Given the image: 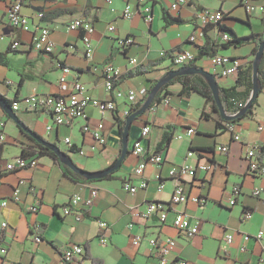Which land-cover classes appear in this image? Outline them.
<instances>
[{"label":"crops","instance_id":"obj_1","mask_svg":"<svg viewBox=\"0 0 264 264\" xmlns=\"http://www.w3.org/2000/svg\"><path fill=\"white\" fill-rule=\"evenodd\" d=\"M7 2L0 0V20L4 19ZM171 2L149 0L152 20L146 23L138 13L142 6L138 0H130L131 19L122 16L124 0H112L110 4L107 0H32L23 6L22 13L32 25L37 24L38 12L44 14V19L38 23L50 30L53 52H34L32 31L5 29V38L0 40V55H5L6 60V65H0V95L15 99V103L35 94L67 95L71 92L72 82H80L92 98L109 101L113 97L104 87L101 66L110 62L122 72L120 86L137 92L139 102L158 80L173 70L171 59L175 52L186 50L197 57L199 48L207 45V51H213L214 55L238 58L245 63L236 77L216 78L219 90L234 88L241 103L247 94L250 97L255 42L221 48L220 36L224 31H220L219 26L207 27L203 38H197L195 42L188 38L195 33L196 13L203 8L223 12L220 26L230 31L231 38V32L236 37L260 34L264 15L258 11L247 12L239 0H189L179 12L169 9ZM258 4L264 5V0H258ZM166 17L179 19L180 23H166ZM80 18L92 21L94 25L90 61L84 56L80 33L67 29L70 21ZM110 25L115 27L114 35L107 31ZM125 36H132L135 43L120 51L116 38ZM13 42L18 47L10 50L9 45ZM130 58L137 60L136 66L130 65ZM158 60L160 62L149 72L129 75L130 71ZM194 64L210 71L207 55ZM62 66L70 69L66 84L59 83ZM180 90L179 83L169 85L160 94L169 93L163 96L160 105L133 122L128 136L129 152L113 173V178L87 182L69 179L61 165L48 155H29L26 149L34 146V142L0 108L6 136L5 142L0 144V201L7 200V206L1 210L0 222L5 221L8 225L2 240L7 251L5 255L0 254V264H63L61 252L69 244L83 246L84 255L79 264H91L90 256L103 264H159V256L149 245L150 239L174 241L175 245L166 257L168 264L177 261L187 264H264L262 247L253 238L258 231H264V176H253L247 172L244 147V144L262 145L260 159L264 165V113H258L264 86L257 98L254 115L236 124L234 134H240L241 142L233 140L234 134L223 127L225 124L217 112L210 113L202 96L197 93L179 95ZM220 96H223L221 91ZM117 105L113 113H102L88 106L86 121L55 126L50 131H46V127L52 121L46 114L20 111H15V114L34 134L56 144L70 159L75 157L71 160L77 166L88 172H97L110 167L120 155L121 133L117 119H124L123 112L130 106L125 100L117 101ZM203 111L210 113V117L202 118ZM85 124L102 127L107 138L106 146L87 156L67 152L61 144L64 137H69L77 148L87 149L92 142L81 129ZM146 124L150 132L143 141L145 157L159 155L164 161L161 165L147 164L142 175H136L134 171L141 158L132 154V145ZM188 128L194 130L191 136L185 134ZM165 133H171L172 137L166 146L161 147ZM220 146H227L228 152L222 153ZM21 155L36 159L37 166L6 171L5 165ZM183 164L211 166L207 172H198L195 177L187 176L182 180L184 192L189 197L202 198L203 202L188 201L171 206L164 223L156 215L144 217L149 203L170 202L175 180L169 177L168 172L173 166ZM125 180L137 187L135 193L123 189ZM141 182H145L147 187L139 188ZM160 184L164 185L161 190ZM233 188L239 192L233 196L235 203L231 206ZM91 189H95L97 195L87 206L85 199ZM257 189L260 194L254 196ZM15 192L17 200L12 198ZM74 195L81 200L68 215H64L61 209ZM33 207L37 209L36 213L31 212ZM178 211L186 213L191 223L198 225L197 234L188 239L177 234L172 219ZM245 211L251 213L246 220L242 218ZM77 214L82 215L80 220L76 219ZM98 221L107 223L104 231ZM102 234L107 238L106 244L99 242ZM227 234L233 238L231 243L225 242ZM245 235L251 238L245 241ZM135 237H140L137 244L132 241ZM241 247H245V251H241Z\"/></svg>","mask_w":264,"mask_h":264},{"label":"built area","instance_id":"obj_2","mask_svg":"<svg viewBox=\"0 0 264 264\" xmlns=\"http://www.w3.org/2000/svg\"><path fill=\"white\" fill-rule=\"evenodd\" d=\"M32 0H8L6 13L4 19L0 20V40L5 38V29H15L22 31H32V48L36 53L51 54L53 52L54 46L50 39V30L41 26L38 22L44 19V14L38 12L36 15L37 24L32 25L31 21L22 13L24 5H27ZM125 5L123 9V18L131 19L133 16L132 5L130 0H124ZM156 1V0H155ZM258 0H239L240 5L249 13L258 11L264 15V5L258 4ZM110 4L112 0H107ZM142 5L138 9V13L141 14L143 20L146 23H150L152 20V11L149 5V0H138ZM189 0H172L169 5V9L173 12H179L180 8L185 6ZM195 21L197 23V29L193 35H190L188 40L190 42H195L197 38H203L204 30L209 26H219L224 19V14L220 10H211L203 8L196 13ZM69 31H78L81 35V44L83 47V52L86 60L90 61L93 56V44L92 36L94 33V25L92 21L87 19H74L70 21L67 25ZM110 34H115V27L110 25L107 28ZM229 37L226 33H222L220 40L222 42L228 41ZM117 47L120 51H125L135 43V39L132 36L117 37ZM18 47L16 42L9 45L10 50H15ZM195 59V56L190 51H177L172 55V67L173 70L180 69L182 67H190ZM210 62V73L215 76V78H226V77H236L239 71L243 68L244 62L238 58H230L223 55H214L209 57ZM129 63L132 66L137 65V60L135 58H130ZM102 75L104 79V87L106 91L112 95L113 99L109 101H99L92 98L89 94L85 92L83 85L80 82H72L71 92L67 95L57 94V95H43L35 94L24 98L23 100L14 103L12 105L13 111H20L26 113H36V114H46L51 118L52 124L46 127V131H50L52 127L55 126H70L74 122L82 120L86 121L88 116L86 113V108L88 106L95 107L100 112H111L113 113L118 105L117 101L125 100L130 106L129 110L138 102V93L132 89H123L120 84V78L122 75L121 70L110 62L103 63L101 66ZM70 69L66 66L61 67V77L59 79L60 84L67 83V75ZM168 102V100L166 101ZM245 104H238L240 109L236 110L232 114H237L241 109H243ZM129 110L123 112V117H126ZM227 129L234 134L237 125H226ZM5 121L0 119V144L4 143L6 136L4 134ZM84 133H87L92 142L84 149L82 147H75L73 142L69 137H64L61 141L63 147H65L67 152L76 153L80 156H87L88 153H95L106 146L107 138L101 126H89L85 124L82 128ZM259 130H263V127H259ZM150 132V127L144 125L140 132V137L132 145V154L135 157L141 158L134 173L136 175H142L147 164L161 165L163 163V158L159 155H151L145 157V151L143 148V141L148 138ZM194 133L192 128L186 130V135L191 136ZM182 138V136H178ZM233 140L241 142L240 134L236 133L233 135ZM245 147V160L247 161L248 168L247 172L253 176H264V165L261 162L262 148L260 144H244ZM219 150L222 153H227L229 148L227 146H220ZM37 166V160L31 159L26 155H21L16 157L14 160L9 161L5 165L6 171H17L24 168H34ZM211 170L210 165H200L197 164L194 167L188 165L173 166L168 175L170 178L175 180V186L168 204L161 202H151L147 205V208L143 214L144 217L150 215H156L161 223L166 222L168 216V210L173 205L185 204L188 201L200 204L203 202L202 198L189 197L184 192L182 186V180L187 176L195 177L198 172H207ZM147 184L141 182L139 188H146ZM164 187L163 184L159 185V190ZM123 189L131 194L135 193L137 187L131 185L127 180L123 181ZM237 188H233L231 193V199L229 204L232 206L235 203L233 196L238 193ZM260 190L257 189L253 192L254 196H258ZM97 195L95 189H91L90 195L85 199V204L87 206L91 205L93 199ZM13 200H17V192L13 195ZM80 197L74 195L70 197L67 205L62 207V212L64 215H68L72 207H76L80 202ZM7 206V200L0 201V214L1 210ZM32 213H36V208H31ZM136 216V215H135ZM251 213L245 211L242 213L243 219H249ZM82 215H78L76 219L80 220ZM101 230L107 228V223L104 221H98ZM172 225L176 229L177 234L180 237L190 238L198 233V225H193L191 223L190 217L182 212L178 211L175 213L172 219ZM7 223L5 221L0 222V254L5 255L7 249L2 245V240L4 238L3 231L7 229ZM251 237L245 235L244 240L248 241ZM258 241L262 247V252H264V231L260 230L253 237ZM225 242L231 243L232 236L226 235ZM133 244H137L140 241V237H135ZM99 242L101 244L107 243V238L104 234L99 236ZM149 245L152 250L156 252L159 256V264H168L166 257L170 254L175 243L173 240H166L163 242H158L155 239H150ZM241 251H245V247L240 248ZM84 255V248L79 244H69L61 252V262L63 264H79L81 258ZM174 264H187L184 261H177Z\"/></svg>","mask_w":264,"mask_h":264},{"label":"trees","instance_id":"obj_3","mask_svg":"<svg viewBox=\"0 0 264 264\" xmlns=\"http://www.w3.org/2000/svg\"><path fill=\"white\" fill-rule=\"evenodd\" d=\"M166 14V13H165ZM262 25H263V31L260 34H250L248 36L245 37H236L232 32V38L230 36V31L227 30L226 28H223L222 26L219 25V29L220 31H224L222 33H226L229 37L228 41L226 42H222V45L220 46L221 48L227 49L231 46H239L242 45L245 42H249V41H253L256 44V48L254 50V53H256L257 49H258V45L264 41V17L262 18ZM169 22H175V23H180L179 19H169L166 17V23ZM207 45L204 47L199 48L198 51V56L195 57L193 63L191 64V67H196V65L194 64L196 60H198L199 58H201L203 55H207L209 57L214 56V52H208L207 51ZM160 62V60L150 63L149 65H147L146 67H138L133 71L129 72L130 76L133 75H137V74H142V73H147L149 72L154 66H156L158 63ZM0 65H6V60H5V55H0ZM241 70L239 71L238 74H240ZM258 81H259V91H258V96L259 94L262 92L263 86H264V54L258 64ZM174 83H179L181 85V90L179 91V95H189L190 93H197L200 96H202L205 99V107H208L210 110V113L212 112H217V108L215 106L214 103V99L212 97V93L207 85L206 80L199 76V75H182V76H177L175 78H173L171 81H169L167 84H165L157 93V95L155 96V98L153 99V102L150 106L149 109L160 105V103L163 100V96H167L169 93L165 91V94L163 96H161L160 94L162 93V91H164V89H166L169 85L174 84ZM154 86V85H153ZM152 89V88H151ZM149 89L147 91V93L145 94V97L140 100L139 102H137L135 105H133V107L129 110L127 116L124 119H117V123H118V128L120 133H122L123 128L125 126V120L126 118L133 114L134 112L138 111L142 105V103L146 100L150 90ZM222 93V97H221V101L224 105V107H226L227 111L234 113L236 110L240 109L238 107V104H245V101L249 98V94L246 95V99L241 103L239 100V96L237 95V93L235 92V89H230V90H224L221 89L220 90ZM17 96V95H16ZM258 96L253 100V102L250 104V106L244 111V113L237 119L232 120V121H223L224 122V128L227 129V127H225L226 125H236L237 122L243 118H248L254 115V111L255 108L257 106V98ZM3 102L12 108V105L15 103V99L9 100L7 98H5L4 96H1ZM210 113L207 112H202L201 113V117L202 118H209L210 117ZM147 125V124H146ZM170 128V127H167ZM172 135L171 133H165L164 137H163V142L161 144L166 146L167 143L170 141ZM30 140H32L34 142V146L32 147H28L26 150L28 151L29 155H33L34 153L38 154V156L40 155H48L51 158H53L54 161L59 162L58 157L54 154L53 151L49 150L46 147H43L42 145L36 143L31 137H29ZM54 144V143H53ZM56 145V144H54ZM57 146V145H56ZM58 147V146H57ZM25 150V151H26ZM210 149H206V151H208ZM262 153H263V148L261 149ZM24 151V153H25ZM36 151V152H35ZM120 153V152H119ZM128 154V153H127ZM119 158L118 157L115 159L116 160ZM114 162V163H115ZM113 163V164H114ZM112 164V165H113ZM64 174L71 180L73 181H84L87 182L88 180L85 179L84 177L80 176L79 174L73 172L70 168L66 167L65 165L60 164ZM113 178V173L108 175L106 178L104 179H110ZM92 181V180H90ZM89 254L87 253V256ZM90 260H91V264H103L101 260L97 259V258H93L90 256Z\"/></svg>","mask_w":264,"mask_h":264},{"label":"water","instance_id":"obj_4","mask_svg":"<svg viewBox=\"0 0 264 264\" xmlns=\"http://www.w3.org/2000/svg\"><path fill=\"white\" fill-rule=\"evenodd\" d=\"M264 54V41L261 42L258 45V49L255 53L254 60H253V73H252V92L248 99V101L245 103V106L243 109L239 111L237 114H228L220 96V90L218 86V82L213 74H211L209 71H206L202 68L198 67H182L177 70L169 71L165 77L161 78L156 82V84L152 87L150 90L146 100L142 103L140 109L133 114L129 115L125 120V126L123 128V131L120 135L121 137V151L119 158L116 160V162L111 165L110 167L97 171V172H88L77 166L70 157L64 153L62 150L59 149L56 145L49 143L36 134H34L31 130H29L18 118V116L15 114V112L12 110L11 107L7 106L2 98L0 97V108L3 110V112L15 123L17 124L21 131L23 133H26L29 135L36 143L42 145L43 147L48 148L49 150L53 151L54 154L58 157L60 164L65 165L66 167L70 168L73 172L79 174L80 176L84 177L87 180H101L106 178L108 175L114 173L119 169L121 166L123 160L125 159L128 150L129 145V129L131 128L133 122L138 119L140 116H142L146 111L149 110L153 99L159 92V90L167 84L169 81H171L173 78L177 76L182 75H199L203 77L207 85L212 93V97L214 99L215 106L217 108V113L219 114L222 121H232L237 118H239L244 111L250 106V104L253 102V100L258 96L259 91V81H258V64Z\"/></svg>","mask_w":264,"mask_h":264},{"label":"rangeland","instance_id":"obj_5","mask_svg":"<svg viewBox=\"0 0 264 264\" xmlns=\"http://www.w3.org/2000/svg\"><path fill=\"white\" fill-rule=\"evenodd\" d=\"M258 113L259 114H263L264 113V94L260 95V97H259ZM15 158H13L11 160H14ZM71 159L75 160V157L72 156Z\"/></svg>","mask_w":264,"mask_h":264},{"label":"clouds","instance_id":"obj_6","mask_svg":"<svg viewBox=\"0 0 264 264\" xmlns=\"http://www.w3.org/2000/svg\"><path fill=\"white\" fill-rule=\"evenodd\" d=\"M172 71V70H171ZM13 110V109H12ZM15 112V111H14ZM61 150V149H60Z\"/></svg>","mask_w":264,"mask_h":264},{"label":"bare ground","instance_id":"obj_7","mask_svg":"<svg viewBox=\"0 0 264 264\" xmlns=\"http://www.w3.org/2000/svg\"><path fill=\"white\" fill-rule=\"evenodd\" d=\"M8 1V0H7Z\"/></svg>","mask_w":264,"mask_h":264}]
</instances>
